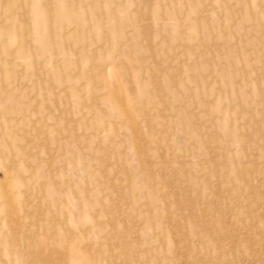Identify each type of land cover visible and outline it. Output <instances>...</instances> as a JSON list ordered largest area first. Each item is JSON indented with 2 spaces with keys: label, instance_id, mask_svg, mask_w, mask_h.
<instances>
[{
  "label": "rangeland",
  "instance_id": "374dc122",
  "mask_svg": "<svg viewBox=\"0 0 264 264\" xmlns=\"http://www.w3.org/2000/svg\"><path fill=\"white\" fill-rule=\"evenodd\" d=\"M13 2L0 264H264V0Z\"/></svg>",
  "mask_w": 264,
  "mask_h": 264
},
{
  "label": "bare ground",
  "instance_id": "6f19581e",
  "mask_svg": "<svg viewBox=\"0 0 264 264\" xmlns=\"http://www.w3.org/2000/svg\"><path fill=\"white\" fill-rule=\"evenodd\" d=\"M20 2V3H22V6L24 7V9H26V11L28 12V13H30V15L32 16L33 14H37V6H36V0H14V2ZM46 2H50L51 0H45ZM13 2V3H14ZM37 2H38V0H37ZM52 2H53V0H52ZM15 4V3H14ZM13 4V5H14ZM32 23H34L33 21H32ZM28 24V23H27ZM35 27L33 28V31L35 32V33H37L38 32V29H37V25H38V22H35ZM11 186H12V183H11V185H10V189H11ZM0 190L2 191V194H4V195H6L7 194V192H8V190H6V189H4V188H0Z\"/></svg>",
  "mask_w": 264,
  "mask_h": 264
}]
</instances>
